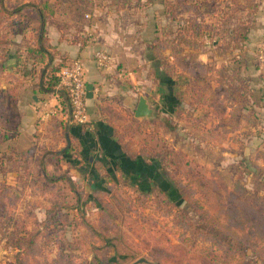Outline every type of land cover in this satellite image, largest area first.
<instances>
[{
    "label": "rangeland",
    "instance_id": "rangeland-1",
    "mask_svg": "<svg viewBox=\"0 0 264 264\" xmlns=\"http://www.w3.org/2000/svg\"><path fill=\"white\" fill-rule=\"evenodd\" d=\"M26 2H30L28 5L37 3L34 5L42 7L48 16H63L66 14L63 10L67 8L78 15L91 14L93 10H97L101 14H108L107 17L110 13L115 16L119 10L137 12L140 16L163 11L171 21L163 31L165 37L157 39L169 40L177 27L187 19L201 21L212 29L209 35L199 40L198 45L203 44L207 49L219 46L223 52H228L227 62L233 64V69L229 68V75H225V61L222 67L220 65L216 79H210L206 75L200 78L198 84H195V79L186 81L182 68L184 62L179 59L187 47L181 51L180 57H176L168 43L167 49L173 58L172 65L164 66L159 73L165 74L168 83H162L161 80L159 84L156 81L155 95L149 96L155 116L135 122L131 112L122 126L127 145L130 149L141 152L143 156L136 162L124 161L119 168L113 166L109 171L102 168L105 180L101 183L99 181L98 184L110 187L115 196L102 197L107 212L102 213L90 204L85 218L109 237L112 236L109 231L110 224L116 225L123 233L124 239L138 251V254L125 264L141 257L148 261L147 264H161L158 256H164L168 264H208L206 256L220 259L222 264H254V256L250 250L246 251L243 258H225L223 247L218 248L210 241L203 240V237L195 236V228H202L203 225L190 205L182 201L176 193L171 196L176 207L166 205L161 197L158 199L154 196L143 200V196L132 186L131 174L142 169L157 179L150 178L157 187L169 192L173 189L172 182L178 181L194 191L195 196H200L204 191L231 192L264 208V43L261 44L264 40H259L264 38V0H132L129 9H121L116 0H5V5L13 9ZM170 10L172 14L169 13ZM36 13V8L26 5L19 15L11 17V20L15 21L12 32L6 30L11 51L22 52L29 48L28 42L32 35L29 38L28 35L34 32L38 25L35 22ZM91 17L85 18L84 15L83 20H78L81 26L78 27L76 23L74 26L77 25L76 29L84 28L82 24L89 23ZM142 19L144 20V17ZM25 45L28 47L24 48ZM18 69L19 67L8 72L5 67L0 72V85L6 84L11 78L14 81L17 78L24 80L20 78L27 74L26 67L20 66L19 71ZM215 81L217 85H213ZM215 94L217 99H214ZM211 95L213 98L210 99ZM211 103L217 112L214 121L208 115L206 118L202 116L203 120H200V112L209 110ZM10 104L8 106L12 108L13 105ZM6 118L10 119L8 113L0 121V139L5 128L14 132L13 126L6 125ZM10 127L12 129H8ZM37 142H41L40 139ZM56 145H52L54 150H50L55 151ZM3 148L0 141V184L6 182V174L9 171L11 177L15 176L12 166L6 163L8 158L4 156ZM73 156L72 159L78 157V152ZM52 159L55 161L47 166L49 173L59 171L58 167L64 162L61 154L56 153ZM76 161L80 162L76 163L80 167L85 164L81 156ZM157 162L166 168V176L158 170ZM145 163L151 168L146 170ZM31 164L32 161L28 166ZM69 172L83 190H91L89 177L82 173L81 169L76 168ZM145 183L144 188L151 184V180H145ZM26 185V190H22L20 194L15 189L18 205L14 214L20 216L21 213L26 225L20 236L32 233L35 227L38 228L39 222L35 218L41 220L44 216L40 204L44 207L49 199L47 193L42 195L39 191L34 192L30 184ZM62 192L68 194L67 201L73 200L69 190ZM216 203L215 197L212 200L215 208ZM65 217L71 220L72 212ZM72 225L74 228L71 226L64 231L63 228H58L51 232V228H44L45 236L52 233L57 236L59 242L54 241L55 237L46 241L48 238L44 236L42 241L37 243V249L33 253L35 255L22 260V264H78L83 259L87 264L95 254L101 258L112 255V251L94 248V244H99V240L85 228L82 219L74 220ZM12 231L13 228L7 231L6 227L0 224V264H15L18 257L16 237L14 233L12 236L8 235V232ZM75 255L81 257L73 262Z\"/></svg>",
    "mask_w": 264,
    "mask_h": 264
},
{
    "label": "trees",
    "instance_id": "trees-1",
    "mask_svg": "<svg viewBox=\"0 0 264 264\" xmlns=\"http://www.w3.org/2000/svg\"><path fill=\"white\" fill-rule=\"evenodd\" d=\"M116 2L120 3L121 9H129L132 6V0H116ZM28 3L30 2L9 9L5 5V0H0V72L5 69L4 63L11 51L8 46L9 34L6 33L7 29L12 32V28L15 24V21L11 20V17L19 15L26 5L36 8V14L38 17V28L35 36V44H37V48H28V54L32 55L34 52L41 53L46 51L44 48V42L46 40L44 34L46 25L51 22V16H48L42 7L34 5L37 3L33 2L29 5ZM169 13L172 14V10H170ZM211 32L212 29L201 21L187 19L177 27L172 38L169 40L165 38L152 41L151 49L156 54H160L167 48V44L170 43L173 55L180 57L181 51L184 50L185 47L194 48L199 44L198 42L201 38L209 35ZM74 40L77 43L83 44L88 40V35L83 36L82 34H78L74 36ZM33 58L35 57L33 56ZM26 59L27 58L25 57L22 62H18L19 65L25 68V63L27 62ZM52 61L51 54H48V62L52 64ZM71 61L62 62L61 66L59 64L52 68L55 71H59L62 67L69 65ZM20 66H18L19 69ZM161 80L162 83H168L165 77L160 76L159 81ZM46 88L47 92L51 91L52 93L57 89L64 93L66 103L64 100H61L59 104L62 107V114L68 116L69 98L62 88H58V78L56 75L48 77ZM18 98L19 91L15 85L0 88V121L3 120L4 114L6 113L7 101L15 102ZM51 118L52 120H57V116H51ZM57 121L63 125L62 137L65 140L67 139V143L55 153L63 156L68 163V167L75 169L79 168L82 170V173L88 175L91 190H83V187L67 172L62 171L55 173L54 171L53 173H49L47 171L48 163L46 162V151L38 153L36 157L37 162L34 163V156L35 153H37L35 145L30 146L28 149L21 151L20 153H13L11 156L12 167L17 172V184L12 185L7 181L0 184V224H3L7 231H10V229L13 228V231L8 232V235L10 234L12 236V233H14L16 237L18 257L16 258L15 264H22V260H27L29 256L33 257L35 255L33 253H35L34 250L37 249V243H40L45 236L43 234L45 230L44 228H51V232H54V230L58 228H63L62 231H64L66 230L65 228H70L71 226L74 228V225L72 224L73 221L77 219H82L85 228L91 232L94 237L98 238L99 244H94L95 249L112 251V255L108 258H101L98 254H95L87 264H125L138 254L135 247L124 239L123 233L118 230L116 225H109V231L112 233V236L109 237L106 233L100 232L90 222H87L85 216L90 204L96 206L102 211V213L107 212L108 209L104 205L102 197L115 196V192L110 187L98 184L99 181L101 183L105 180V173L103 174L101 172L102 168L104 167L108 171L111 170L113 166L119 168L120 164L123 165L124 161L131 163L139 161L143 154L130 149L123 139V134L119 130L120 126L116 127L115 124L109 122L107 125L112 128V136L115 137L121 155L119 153H117V155H110L102 149L97 150L96 144L94 145L91 142L85 143L84 146L82 145L83 147L79 151L78 148L72 146V137L75 139L78 138L70 135V129L72 127H80L82 132L92 130L86 129L83 125H75L66 122L63 118L62 120L58 119ZM74 151L78 152V157L72 159V157H74L73 154L76 153ZM96 151H98V155L95 154ZM79 156H81V158L83 157L85 161V164L81 167L76 165V163H80L79 161L75 162L76 159H79ZM31 161L32 164L28 166V163ZM144 165L146 170L147 168H151V166H147L146 163ZM157 168L165 176L168 174L162 163L157 162ZM131 176L133 177L132 186L135 187V190L139 195L143 196V200H149L151 199L150 197L154 198V196L156 198L161 197L163 198L162 202H165L166 205L175 206L176 204L171 196L176 193L182 201L184 200L188 203L193 211L199 216V221L203 225L202 228L194 227L196 229L194 230L196 231L195 236H198L199 238L203 237V240L210 241L213 246H217L218 248L223 247V257L229 258L230 256H239L240 258H243L246 251L250 250L251 254L254 256L253 263L264 264L263 206L250 201L248 198L234 195L231 192L215 193L204 191L200 196H195L194 191H191L185 184L178 181L172 182L173 189L169 192L162 187H157L153 179H150L154 177L147 172H144L142 169L134 171ZM154 179L157 180L156 178ZM145 180H151V184L144 188L143 185L146 184ZM26 183L30 184L31 187L33 186L35 189H38L40 193H47L49 203L44 207L42 206V209L44 210L43 219L38 220L35 218L36 221L39 222L37 225L38 228L35 227L36 229L32 233L20 236L19 234L24 232L26 225L23 217L14 214L16 213L18 205V196H16L15 189H17L20 194V192L27 186ZM66 188L72 193L73 200L71 202H69V200L67 201V195L62 192L63 189ZM215 197L217 198L216 208L212 204V200ZM70 212H72L73 217L71 220H68L65 215ZM186 226L189 228L192 227V225ZM207 228L210 230H207ZM45 237L48 238L46 241L55 237L54 241L59 242L57 236H53L52 233ZM213 253H215V251ZM80 257V255H75L73 262L75 259L79 260ZM209 257L212 258L213 256ZM209 257H205L208 259V264H222L219 262L220 259L215 260V258L210 259ZM158 260L161 264H168L164 256H158ZM226 263H228V261ZM78 264H86V260L83 259Z\"/></svg>",
    "mask_w": 264,
    "mask_h": 264
},
{
    "label": "crops",
    "instance_id": "crops-1",
    "mask_svg": "<svg viewBox=\"0 0 264 264\" xmlns=\"http://www.w3.org/2000/svg\"><path fill=\"white\" fill-rule=\"evenodd\" d=\"M71 11L67 8L63 10V12H66L63 16H60V14L51 15V22L45 27V52H34L32 55L35 58H33L32 55L28 54L29 49L23 50L22 56H20L21 51L16 52L13 50L4 63L6 71L9 72L20 66L18 62L23 61L25 57L27 58L25 63L27 74L24 78H20L24 80L17 78L14 81L11 78L12 80L10 79L6 84L0 85V88L15 85L19 91V98L15 102L7 101L5 113L10 116V119H5L6 125L13 126L14 132L5 128V132L2 133L0 139L1 145L4 147L5 153L3 154L8 158L6 163L10 166H12L11 156L13 153H20L32 145H35L37 150L33 162H37L38 153L46 151V162L49 164L55 161L52 159L56 154L55 152L67 143V139L65 140L62 137L63 125L57 121L58 119L62 120V118L57 116V120H52L51 117L45 116L46 105H53L61 100L65 101L62 91L56 89L52 93L51 91L47 92L48 77L56 75L58 72L53 70V66L59 64L61 66L62 62L79 59L84 66L85 80L87 84L92 85V95L86 99L88 124L85 126L86 129L92 131L82 132L80 127H72L69 132L70 135L78 138L72 137V146L80 151L85 143L91 142L94 145L96 144L97 150L102 149L110 155H117V153L121 155L115 137L112 136V128L107 125L108 122L115 124L116 127L120 126L119 130L123 134L122 126H124L129 113L133 112V121L135 122L148 120L134 117V110L139 97L144 96L150 106L154 108L150 103L149 96L151 94L155 95V82L158 81L160 84V76L165 77V74H159L161 68L172 65L173 58L169 49L166 48L160 54H156L151 49L153 40L158 37H165L163 31L171 21L170 17L163 11L158 14H141L140 16L137 12L119 10L115 16L110 13V16L107 17L108 14H101L97 10H93L89 14V16H92L90 22L86 25L82 24V27H84L82 29H76L77 25L78 27L81 26L78 20H83L84 15L88 13L82 15L79 13L80 15H78L76 12ZM35 22L38 24V17ZM74 23L77 25L74 26ZM159 30L162 32H158ZM36 34L37 29L28 35V38L32 35L31 40L28 42L29 48H37V44H35ZM78 34L88 35V40L83 44L75 42L74 36ZM259 40H264V38L261 37ZM249 41L252 42L253 40ZM262 43L264 42L262 41ZM27 47V45L24 46V48ZM97 50H104L110 56L109 67H99L96 64L94 53ZM48 54L52 56V64L48 62ZM181 55L179 61L184 62L182 66L184 78L188 82L195 79V84H198L200 78L206 75L210 79L213 77L216 79L220 72V65L222 67L223 62H227L229 53L225 50L223 52L219 46L207 49L203 44H200L195 48L187 47L186 52ZM224 67L227 69L225 75L228 76L229 68L233 69V64L228 61ZM262 72L264 73V70ZM262 77H264V74ZM210 83L212 84V80ZM213 85H217V81L213 82ZM211 98H213L212 95ZM214 99H217L216 94ZM9 104L13 105L12 108L8 106ZM226 107H229V105H226ZM209 108V110L205 109V113L200 112V120H203L202 116L206 118L208 115L214 121L217 112L213 109L215 107L212 106V103ZM5 114L4 116H6ZM38 139L41 142H37ZM46 139L49 141L46 142ZM123 139H125L124 134ZM54 144H57L56 150L51 151L54 150L52 148ZM95 154L98 155V151ZM67 164L64 159V162L58 167L59 171H55V173L64 171L73 178L69 171L75 168H70ZM12 170L15 176L11 177L9 171L6 174V181L16 185L17 172L13 167ZM32 190L34 192L39 191L33 186ZM69 192L72 199V193L70 190ZM40 194L43 195V193ZM64 194L68 195L67 193ZM47 203H49V200L44 206ZM40 205L42 208L43 205ZM19 215L24 217L21 216V213Z\"/></svg>",
    "mask_w": 264,
    "mask_h": 264
},
{
    "label": "built area",
    "instance_id": "built-area-1",
    "mask_svg": "<svg viewBox=\"0 0 264 264\" xmlns=\"http://www.w3.org/2000/svg\"><path fill=\"white\" fill-rule=\"evenodd\" d=\"M85 14V18H89ZM94 60L99 67L110 66V56L103 50L94 53ZM58 78V88H62L69 98V113L62 114V107L59 102L53 105H46L45 116H61L66 122L86 126L88 124L86 110V85L84 77V66L79 59L72 60L69 65L62 67L56 74Z\"/></svg>",
    "mask_w": 264,
    "mask_h": 264
},
{
    "label": "water",
    "instance_id": "water-1",
    "mask_svg": "<svg viewBox=\"0 0 264 264\" xmlns=\"http://www.w3.org/2000/svg\"><path fill=\"white\" fill-rule=\"evenodd\" d=\"M86 97L89 98L92 95V85L91 84H87L86 85ZM155 116V110L154 108H152L149 104V102L147 101V99L144 96H140L137 106L134 110V117L137 119H152ZM148 261L141 257L138 258L136 260H134L133 262H131L130 264H147Z\"/></svg>",
    "mask_w": 264,
    "mask_h": 264
}]
</instances>
